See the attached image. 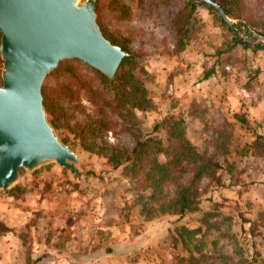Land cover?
<instances>
[{
  "label": "rangeland",
  "instance_id": "374dc122",
  "mask_svg": "<svg viewBox=\"0 0 264 264\" xmlns=\"http://www.w3.org/2000/svg\"><path fill=\"white\" fill-rule=\"evenodd\" d=\"M188 1L97 0L98 20L103 26V33L116 42L126 44L135 56V65L140 69L138 78L147 88L152 104L151 109L137 111L128 121L119 120V126L114 132H109L105 140L131 150L136 145L135 137L151 134L156 123H161L163 133L154 136H162L166 140L170 128L168 118L171 115L182 116L186 120L187 139L201 151L211 154L215 151V133L220 126L225 127L231 134L230 152L223 154L218 150L216 161L222 168L218 170L215 181L206 179L202 183V200L207 202L201 203L199 211L189 213L181 222H177L178 216L170 213L147 219L143 207L152 191L147 187L144 176H141L142 180L136 181L127 178L124 167L113 169V165L103 156L85 150L73 134L62 129L56 130L60 139L81 155L83 162L78 170L83 176H76L70 170L63 171L55 164L33 173L22 170L20 182L16 186L19 190L10 193L14 198L38 193L41 200L46 198L55 203L51 207L59 213L56 230L40 237L42 241L53 238L54 244L63 245L60 249H42L41 253L50 255L53 263L172 264L176 256L188 257L189 249L198 253L195 246L199 245L201 251L208 255L207 262L203 261L207 264H264V110L260 109L261 118L252 117L254 114L247 105L254 106L258 101H239L243 103L242 114L237 117L241 123L219 122L218 116L206 106L208 104L203 103L195 105L188 115L180 112V53L176 52V31L180 28L178 14ZM241 1L246 19L232 22L239 27V40L250 41L251 47L237 46L216 62L226 71L227 79L232 76L238 84L242 82L248 86L254 79L248 83L247 75L256 78L257 66H264V50H256V55L248 54L256 42L248 30L260 31V24L264 22V0ZM176 19L178 22H174ZM186 40L200 53H204L206 58H210L211 55H217V50L215 52L212 49L213 45H218L222 51L229 48L231 34L207 7H200L191 21ZM208 44L211 49L207 48ZM209 51L212 54H207ZM70 64L79 66L83 77L94 81V89H102L92 68L77 60L63 61L48 76L43 89L56 88L68 82L70 76L64 75L60 69ZM204 67L209 69V65ZM2 69L0 56V85ZM175 82L178 86L172 87L177 85ZM255 82L257 86L261 84L258 79ZM80 85L78 81L74 83V89H80L79 98L65 99L63 102L72 124L86 120L78 105L84 108L86 114L93 117L97 114L91 94L80 88ZM253 131L260 134L255 135ZM245 145L253 146L249 152L253 151L254 156L243 157L238 154ZM123 178L131 184L124 182ZM217 186L227 190L229 196L221 199V203H212V192ZM120 188L122 193L119 195ZM31 219L19 232L26 248L25 264L33 262V227L37 225L35 219ZM41 224L47 225V219L42 218ZM61 225H67L68 230L62 231ZM183 226L190 230H202L193 240H189L188 235L178 231ZM69 228H73V232ZM81 229H88L90 237L101 241L102 249H66V244L74 239L73 235L81 233ZM0 230L7 229L0 226ZM127 235L137 241L136 251L129 254L137 257V262L131 261L127 254L110 260L112 253L108 254V250L114 246L117 248L118 243L120 248L117 251L127 250L129 245L121 244L123 239H129ZM71 253L76 256L72 258ZM88 255H99V259L88 261L85 258Z\"/></svg>",
  "mask_w": 264,
  "mask_h": 264
},
{
  "label": "trees",
  "instance_id": "16d2710c",
  "mask_svg": "<svg viewBox=\"0 0 264 264\" xmlns=\"http://www.w3.org/2000/svg\"><path fill=\"white\" fill-rule=\"evenodd\" d=\"M214 1L222 6L230 19L238 21L246 19L241 0ZM200 7H207L208 11L231 34L229 48L225 51L218 50L217 55L229 52L237 46L251 47V44H243L239 41L240 30L238 29L236 36V32L230 29L213 7L189 0L178 14L180 17V28L176 31L178 36L176 52L178 54L184 51L190 43L186 39L189 37L191 21ZM98 11L99 6H97V13ZM176 21L178 22L177 19L174 20V22ZM98 23L104 32L99 20ZM235 27L239 28L237 25ZM259 32L264 34V22L260 24ZM106 38L129 53V57L124 59L115 79L111 80L99 71L92 69L97 76V82L102 86V89H94V81L85 79L79 66L70 64L60 69L64 75L70 76L69 81L56 88L43 89L44 104L50 122L56 130L62 129L73 134L85 150L103 156L113 165V169L117 170L124 167V175L127 178L136 181L142 180L141 176H144L147 187L152 191L143 207L146 210L147 219L170 213L178 216L179 221L177 222H181L189 213L198 211L202 201V183L206 179L215 181L218 170L222 168V165L216 161V156L219 151L223 154L230 152L231 134L225 127L220 126L214 137L215 151L210 154L208 151H201L187 139L185 118L171 115L168 118L170 128L166 134V140L162 136L159 138L154 136L163 131L161 123H156L151 134L135 137L136 145L131 150L108 143L105 137L109 132L115 131L120 124L119 120L128 121L130 117L136 115L137 111L151 109L152 104L147 88L138 78L140 69L135 65V56L128 50L126 44L116 42L109 36ZM254 47L264 49L261 45ZM209 76L206 73L203 80H207ZM77 81L81 84L80 88L86 89L91 94L97 108V114L96 117L86 114L84 108L78 105L77 108L81 110V114H85L86 120L72 124L63 102L65 99L79 98L80 89H74V83ZM165 141H167L166 144ZM252 147V145H245L238 154L243 157L254 156L253 151L249 152ZM80 176L83 174L81 173ZM15 190H19V187H15L10 192ZM201 230V228L190 230L186 229L185 226L178 228L180 234L185 233L189 236V240H193L201 233ZM183 244L185 243L183 242ZM195 250L198 253L189 249L188 257L176 256V261L172 264H207L205 262H207L208 255L201 251V246L196 245Z\"/></svg>",
  "mask_w": 264,
  "mask_h": 264
},
{
  "label": "water",
  "instance_id": "95a60500",
  "mask_svg": "<svg viewBox=\"0 0 264 264\" xmlns=\"http://www.w3.org/2000/svg\"><path fill=\"white\" fill-rule=\"evenodd\" d=\"M194 1L213 7L237 36L220 4ZM0 34V191L15 188L22 170L33 173L51 164L79 176L81 155L60 139L49 120L45 81L66 60L113 80L129 53L104 35L97 0H0ZM253 38L254 45L264 47L263 33Z\"/></svg>",
  "mask_w": 264,
  "mask_h": 264
},
{
  "label": "crops",
  "instance_id": "0c3cea01",
  "mask_svg": "<svg viewBox=\"0 0 264 264\" xmlns=\"http://www.w3.org/2000/svg\"><path fill=\"white\" fill-rule=\"evenodd\" d=\"M207 43L209 42L207 41ZM209 45L210 44L207 45L208 49L210 48ZM218 48V45H213L212 47L215 52L216 50L217 52L220 50ZM256 50L261 49H256L254 47L252 50L250 49L248 51V54L256 55ZM207 54H212V52L209 51ZM225 55L226 53H223L222 55H215L213 57L211 55L210 58H206L205 54L196 50L191 43L187 45L184 51L180 52V78L178 80H180V112L182 114L188 115L192 108L194 109L195 105L203 103L205 105L208 104L206 106L218 116L217 120L219 122L241 123L242 121L237 119V117L242 114L243 103H239V101H258L254 106L247 105V108H250L254 114L252 117L261 118L260 109L264 110V66H257V72H255L256 78H249L247 75L248 83L250 79H254L248 86L242 82L238 84L232 76L227 79L226 71L223 70V67L218 66L216 62ZM203 65H209V69H205ZM201 69L202 71L200 72ZM206 73L210 76L207 80H203ZM257 79L261 81L259 86H257L255 82ZM174 84L177 83L175 82ZM176 86H178V84L172 87ZM256 106H258L257 109ZM174 110L175 109H173V111ZM262 117H264L263 113ZM253 132L255 135L260 134L258 131ZM122 180L131 184L126 178ZM121 190L120 188L118 191L119 195L122 193ZM226 191L223 190V187L217 186L215 191L212 192L214 197L211 202L221 203V199L228 198L229 193ZM10 193V191H0V226L7 229L0 230V264H25V257H27L26 248L19 232L26 227V224H28L31 218V220L35 219L34 223L36 222L37 225L33 227L34 242L32 249L34 254L32 264H55L50 260V255H47V253L42 254L41 251L42 249L49 250L51 248L60 249L63 245L54 244L55 241L53 238L49 239V241H42V238H40L41 235L44 236L46 232H54V230H56L55 225L57 224L59 213L57 209L51 207L55 203L46 200V198L41 200V196L38 195V193H33L31 196L27 195V197L23 195L19 198L10 196ZM205 202H207L205 199L201 201L202 204ZM42 218L47 219V225L41 224ZM61 230H68L67 225H61ZM69 230L73 232V228H69ZM81 230V233L78 235H73L74 239L66 244V249H89V247L102 249L103 246L101 241H97L90 237L88 229ZM127 237H129V239H123L124 241L121 243L123 245H129L127 250L117 251L116 249L120 248V243H118L116 246L117 248L114 246L108 250V254L112 253V256L109 257L111 258L110 260H113L118 255H129L130 252L133 254L134 251H136L135 244L137 241L132 239L133 236L130 238V235H127ZM74 244L76 245L74 246ZM71 255L72 258L76 256L73 255V253H71ZM130 257L131 261L137 262V257L133 255ZM85 258L88 261L89 259L97 261L99 255H88Z\"/></svg>",
  "mask_w": 264,
  "mask_h": 264
},
{
  "label": "built area",
  "instance_id": "2783aa9c",
  "mask_svg": "<svg viewBox=\"0 0 264 264\" xmlns=\"http://www.w3.org/2000/svg\"><path fill=\"white\" fill-rule=\"evenodd\" d=\"M249 32L248 33H250L251 34V36H252V38H253V35H254V33L255 32H253V31H250V30H248ZM253 34V35H252ZM254 39V38H253Z\"/></svg>",
  "mask_w": 264,
  "mask_h": 264
}]
</instances>
